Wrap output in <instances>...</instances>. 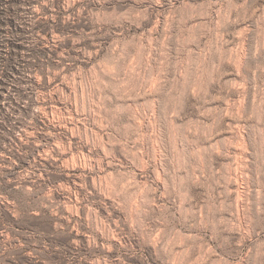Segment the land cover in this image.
I'll list each match as a JSON object with an SVG mask.
<instances>
[{
	"label": "rangeland",
	"instance_id": "374dc122",
	"mask_svg": "<svg viewBox=\"0 0 264 264\" xmlns=\"http://www.w3.org/2000/svg\"><path fill=\"white\" fill-rule=\"evenodd\" d=\"M0 264H264V0H0Z\"/></svg>",
	"mask_w": 264,
	"mask_h": 264
},
{
	"label": "bare ground",
	"instance_id": "6f19581e",
	"mask_svg": "<svg viewBox=\"0 0 264 264\" xmlns=\"http://www.w3.org/2000/svg\"><path fill=\"white\" fill-rule=\"evenodd\" d=\"M239 189V188H238Z\"/></svg>",
	"mask_w": 264,
	"mask_h": 264
}]
</instances>
